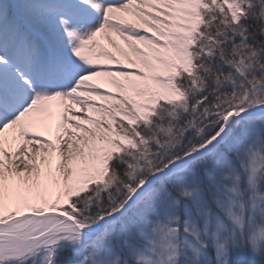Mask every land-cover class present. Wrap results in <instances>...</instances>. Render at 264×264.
<instances>
[{"label":"snow or ice","instance_id":"1","mask_svg":"<svg viewBox=\"0 0 264 264\" xmlns=\"http://www.w3.org/2000/svg\"><path fill=\"white\" fill-rule=\"evenodd\" d=\"M0 264H264V0H0Z\"/></svg>","mask_w":264,"mask_h":264},{"label":"bare ground","instance_id":"2","mask_svg":"<svg viewBox=\"0 0 264 264\" xmlns=\"http://www.w3.org/2000/svg\"><path fill=\"white\" fill-rule=\"evenodd\" d=\"M102 42L107 43L106 38H102ZM41 131L44 132V134H47L44 129H41Z\"/></svg>","mask_w":264,"mask_h":264}]
</instances>
